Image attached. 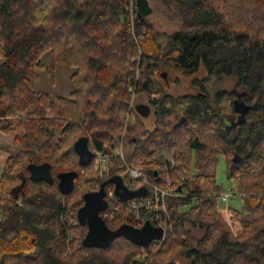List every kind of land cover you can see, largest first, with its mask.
Listing matches in <instances>:
<instances>
[{"label":"trees","instance_id":"16d2710c","mask_svg":"<svg viewBox=\"0 0 264 264\" xmlns=\"http://www.w3.org/2000/svg\"><path fill=\"white\" fill-rule=\"evenodd\" d=\"M47 52L73 69L67 94L36 88ZM164 70L204 73L191 79L194 91L175 94ZM227 77L234 86L220 87ZM139 89L154 125L127 123L126 159L178 189L164 236L85 246L83 196L125 165L112 156L100 178L74 142L116 146ZM0 132L14 133L0 173V264H264V0H0ZM218 155L241 186V208L227 206L237 232L222 210ZM32 162L50 163L53 181L31 179ZM66 170L79 174L64 194ZM127 201L109 200L111 228L128 221Z\"/></svg>","mask_w":264,"mask_h":264},{"label":"water","instance_id":"95a60500","mask_svg":"<svg viewBox=\"0 0 264 264\" xmlns=\"http://www.w3.org/2000/svg\"><path fill=\"white\" fill-rule=\"evenodd\" d=\"M163 77L167 76L164 70L161 72ZM136 110L142 116H148L151 112V106L146 103H137ZM183 117L181 120H184ZM75 151L79 155V162L82 166L88 165L93 157L94 151L89 146V138L82 135L74 142ZM234 161H238V157L234 156ZM29 177L35 181L46 180L53 181L51 173V165L48 162L29 163ZM77 170H66L58 173V187L64 194L69 193L75 185V179L78 176ZM114 184V191L118 198L127 200L135 196H142L146 193V187L141 186L131 189L124 184L121 175H113L104 180L100 187L96 190H90L83 196V204L77 210L78 221L87 224L88 230L83 238L85 246L107 247L110 242L118 237L124 236L139 245H148L152 240L160 239L164 236V227L155 225L151 220L147 219L142 226L124 222L116 228H111L101 212L108 207V201L105 198V186L107 183Z\"/></svg>","mask_w":264,"mask_h":264},{"label":"rangeland","instance_id":"374dc122","mask_svg":"<svg viewBox=\"0 0 264 264\" xmlns=\"http://www.w3.org/2000/svg\"><path fill=\"white\" fill-rule=\"evenodd\" d=\"M50 57L51 56H50L49 52L45 53L43 56V60H44L45 64L38 68L40 76H39V79L36 83V88L39 90H45L48 92L67 94L73 88V83H72L71 78H70V75H71V72L73 69L71 67L65 65V64H60V63L53 64L50 61ZM203 73H204V71L200 70V71H198L192 75H184L179 70H173L168 74V76L170 78L169 90L175 94L192 92L195 89L191 85V79L193 78V76H201V75H203ZM234 84H235V78L234 77H227V78L218 82V85L220 87H225V88L232 87V86H234ZM148 97H149L148 93L143 89H139L138 92L134 91L132 94V97L130 100V108L136 109L137 103H146V104H149L151 106V112L147 117L141 116L137 112V110L133 111L132 113L131 112L128 113V115L126 117L125 127L122 131V134H123V132H126V139L127 140L124 143V149H125L126 157H127V153L132 148L131 145L133 144V140L131 139L132 138L131 135H129L126 131V127L128 125L127 123L135 122L136 118L140 117L144 121V123L147 127H153V125H154V119H155L154 109H153V106L150 104ZM10 146H11L10 144H7L5 146H4V144L0 145V149L5 150V152H3V157H2L3 159L5 158L6 155H8L7 150ZM2 167H3V162L0 164V173L2 171ZM207 169H211V168L209 166H207ZM213 169L215 170L216 178H217L218 182L223 185L224 190H227L229 188H233V191L231 193V196L229 197L228 203L223 201V200L221 203H222V210H223L225 219H227L228 223L231 225L232 230L234 232H237L242 227L241 221L236 216H234V217L232 216L231 218H229V220H230L229 221L227 212H231V211H227L228 207H226V206H228V204H229V205H232L236 208H241V206H242V197L240 194L241 186L235 178H229L228 177V175H227V159L223 155H218V160L215 163ZM238 221H240V224L238 223ZM231 223H233V224H231Z\"/></svg>","mask_w":264,"mask_h":264},{"label":"built area","instance_id":"2783aa9c","mask_svg":"<svg viewBox=\"0 0 264 264\" xmlns=\"http://www.w3.org/2000/svg\"><path fill=\"white\" fill-rule=\"evenodd\" d=\"M126 140V132H123L116 146L107 149H93L94 166L98 170L100 178H105L110 171V158L112 156H120L125 165V169H123L124 171L121 174L124 184L131 189H136L141 186L146 187V193L144 195L127 199L128 201L124 205L128 212L127 223L142 226L149 219L154 221L153 224L164 227L169 218L168 198L178 192V189L175 188L171 180H167L164 183L154 182L149 179L144 171L130 166L127 162L124 149ZM99 187V182L93 184L94 189H98ZM232 191L233 188L224 190L221 193V199L228 202ZM105 197L108 202L109 200L116 201L118 196L114 191V186L105 189ZM112 210L115 211L114 208ZM104 211L101 214L103 213L102 216L107 217L109 213ZM227 211L229 210L227 209ZM227 214L228 220L232 216L234 217L231 212H227Z\"/></svg>","mask_w":264,"mask_h":264},{"label":"crops","instance_id":"0c3cea01","mask_svg":"<svg viewBox=\"0 0 264 264\" xmlns=\"http://www.w3.org/2000/svg\"><path fill=\"white\" fill-rule=\"evenodd\" d=\"M13 139H14V133H4V132H0V145H3L4 144V146H5L7 144H12ZM3 152H5V150L0 149V164L3 162V165H4L7 155L3 159L2 158L3 157ZM238 223L240 224V221H238Z\"/></svg>","mask_w":264,"mask_h":264},{"label":"flooded vegetation","instance_id":"af4514ba","mask_svg":"<svg viewBox=\"0 0 264 264\" xmlns=\"http://www.w3.org/2000/svg\"><path fill=\"white\" fill-rule=\"evenodd\" d=\"M93 160V159H92ZM106 189V188H105ZM92 190H96V189H92ZM106 198V197H105ZM107 200V199H106Z\"/></svg>","mask_w":264,"mask_h":264}]
</instances>
